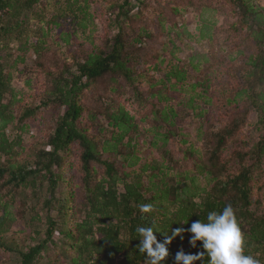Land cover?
<instances>
[{
    "label": "trees",
    "instance_id": "16d2710c",
    "mask_svg": "<svg viewBox=\"0 0 264 264\" xmlns=\"http://www.w3.org/2000/svg\"><path fill=\"white\" fill-rule=\"evenodd\" d=\"M41 1L0 0V250L18 254L19 264H38L50 245L62 250L63 259L59 264H148L146 254L138 249V226L155 225L160 231L156 233L157 239L163 241L164 235H170L172 229H188L198 220L207 222L208 213H220L230 204L244 235L245 254L264 264V213L256 212L253 198L254 183L264 174V135L248 151L231 153L226 161L227 142L238 130L239 123L211 133L207 162L200 169L202 172L209 170L215 183L198 192L192 191L187 183L166 180L165 165L156 160L132 169L135 165L132 153L140 132L135 116L124 106L106 104L102 111L90 112L83 105V91L101 77L113 74L136 80L134 77L145 73L138 72V66L128 65L121 31L108 42V49H92L84 59L76 60L74 70L62 63L64 66L58 73L48 71L51 87L40 104H55L64 111L48 136V148L39 149L33 158L18 159L21 154L16 149V145L21 146L18 131L23 130L24 123L35 116L41 105H26L15 114L12 108L17 102L12 87L13 74L8 69H16L18 65H60L57 59L48 60L54 45L49 35L52 28L67 27V33L61 34L68 42L71 35L85 34L93 18L90 0H56V10L49 17L46 8L37 9ZM234 1L243 10L250 36L257 47V52L248 56L246 64L250 69L245 74L240 95L251 98V103L262 112L260 121L264 123V95L257 93V87L264 84V10L246 0ZM144 3L145 0H124L118 13H112L111 23L117 27L120 17L129 12L125 7L138 11ZM29 52L34 55L33 61ZM165 77L168 80L175 78L172 86L175 88L176 84L186 80L187 72L175 68ZM155 110L164 121L173 125L174 110L170 109V113ZM9 125L17 132L14 138L7 133ZM169 133L159 139L165 145ZM75 148L79 149L82 171L83 199L80 205L74 208L70 197L57 199L60 205L58 215L46 216L45 237L28 245L26 250L19 249L13 241L8 242L6 236L16 222L18 212L25 213L26 190L37 191L39 185L45 184L49 195L45 198V206L51 209L57 187L65 182L67 156ZM165 154H169L167 150ZM126 155V161L117 164V157ZM231 159L239 162V168L223 177L224 170L230 168ZM95 165L104 169L101 178L97 176ZM160 176L163 177L156 182ZM10 197L15 198L12 201L18 198L21 208L13 211ZM143 204H151L153 210L141 213ZM36 219L41 221L37 215L30 221ZM56 231L62 236L59 241L54 239ZM191 235L185 231L183 239L176 237L168 246L169 256L162 264H176L175 255L181 250L191 254L205 251L200 241L197 247H191ZM196 264H210V258L205 255Z\"/></svg>",
    "mask_w": 264,
    "mask_h": 264
},
{
    "label": "rangeland",
    "instance_id": "374dc122",
    "mask_svg": "<svg viewBox=\"0 0 264 264\" xmlns=\"http://www.w3.org/2000/svg\"><path fill=\"white\" fill-rule=\"evenodd\" d=\"M90 1L93 18L85 34L78 32L69 38L66 36L68 42H65L61 33H67V27H53L50 31L54 45L48 60L57 59L60 65H18L16 69H8L13 74L12 87L17 102L12 108L15 114L26 105H41L48 96L51 87L48 71L58 73L64 66L62 63L74 70L76 60L84 59L92 49H108V42L121 31L128 65L138 66V72L145 73L134 77L136 80L113 74L101 77L83 91V105L90 112H99L106 104L114 107L121 104L135 116L140 133L132 153L135 158L132 169L156 160L164 163V177L170 183H187L192 191L198 192L212 187L215 183L213 174L200 169L207 162L211 133L239 123L238 130L227 142L226 161L231 153L248 151L264 135V123L260 121L262 112L251 103V98L240 95L245 74L250 69L246 64L248 56L257 52L243 10L234 0H145L138 11L125 7L129 12L120 17L115 27L111 15L118 13L124 0ZM246 1L264 10V0ZM55 2L42 0L37 9L46 8L49 17L56 10ZM175 68L186 71L187 77L173 88L175 78L168 80L165 74ZM257 93L264 95V84L257 87ZM156 108L166 113L174 110L173 125L164 121L159 113L157 115ZM63 111L55 104L41 105L35 116L24 123L23 130L18 131L21 145H16L21 152L18 159L33 158L39 149L48 148V136ZM7 133L11 138L17 134L12 125L8 126ZM164 133L170 134L166 145L159 140ZM126 159L127 155L117 157V164ZM66 161L65 182L57 187L51 209L45 206V198L49 196L45 184L39 185L37 191L26 190L25 213L18 212L17 220L6 236L8 242L13 241L19 249L26 250L28 245L45 237L46 216L58 215L57 199L70 197L74 208L80 205L83 191L79 149H73ZM230 163V168L222 173L223 177L239 168L237 160L231 159ZM95 169L98 178L104 176L102 167L95 165ZM161 177L155 181H160ZM253 198L256 212L264 213V174L254 183ZM12 199L15 200L10 197V202ZM14 200L13 211L21 208L20 200ZM34 215L41 217V221L31 222ZM36 231H39L38 235ZM54 239H62L59 231L54 234ZM62 259L61 248L50 245L38 264H59ZM19 260L15 252L0 250V264H19Z\"/></svg>",
    "mask_w": 264,
    "mask_h": 264
},
{
    "label": "clouds",
    "instance_id": "9594fccd",
    "mask_svg": "<svg viewBox=\"0 0 264 264\" xmlns=\"http://www.w3.org/2000/svg\"><path fill=\"white\" fill-rule=\"evenodd\" d=\"M151 204L140 206L141 213H150ZM187 224V223H185ZM185 231L192 235L189 239L191 247H197V242H202L201 251L195 254L178 251L175 255L176 264H196L204 256L210 258V264H260V261L251 255L245 254V239L232 205L224 207L217 213L212 211L207 215V222L201 220L191 223V227L172 229L170 235H164L163 241L157 239L156 233L160 232L155 225L151 227L138 226L136 232L140 237L138 249L146 254L148 264H162L169 256L168 246L176 237L183 239Z\"/></svg>",
    "mask_w": 264,
    "mask_h": 264
},
{
    "label": "crops",
    "instance_id": "0c3cea01",
    "mask_svg": "<svg viewBox=\"0 0 264 264\" xmlns=\"http://www.w3.org/2000/svg\"><path fill=\"white\" fill-rule=\"evenodd\" d=\"M17 46H18V45H16V47H17ZM31 55H33L32 52H29V56H30V57H32ZM33 57H34V55H33Z\"/></svg>",
    "mask_w": 264,
    "mask_h": 264
},
{
    "label": "built area",
    "instance_id": "2783aa9c",
    "mask_svg": "<svg viewBox=\"0 0 264 264\" xmlns=\"http://www.w3.org/2000/svg\"><path fill=\"white\" fill-rule=\"evenodd\" d=\"M0 14H1V11H0Z\"/></svg>",
    "mask_w": 264,
    "mask_h": 264
}]
</instances>
